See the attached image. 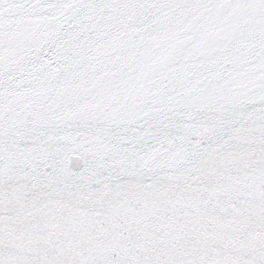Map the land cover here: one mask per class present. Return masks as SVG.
Segmentation results:
<instances>
[{
    "label": "water",
    "instance_id": "95a60500",
    "mask_svg": "<svg viewBox=\"0 0 264 264\" xmlns=\"http://www.w3.org/2000/svg\"><path fill=\"white\" fill-rule=\"evenodd\" d=\"M0 264H264V0H0Z\"/></svg>",
    "mask_w": 264,
    "mask_h": 264
}]
</instances>
